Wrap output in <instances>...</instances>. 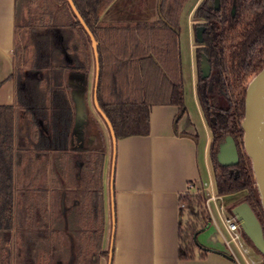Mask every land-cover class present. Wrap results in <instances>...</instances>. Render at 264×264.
Listing matches in <instances>:
<instances>
[{
  "label": "trees",
  "instance_id": "trees-1",
  "mask_svg": "<svg viewBox=\"0 0 264 264\" xmlns=\"http://www.w3.org/2000/svg\"><path fill=\"white\" fill-rule=\"evenodd\" d=\"M72 1L83 21L69 0H15L13 76L17 81V112L0 107V264H8L5 241L9 240L16 223V138L18 133L24 136L28 148L33 141H38L45 150L48 144L65 149L75 114L69 95L72 86L67 79L71 73H80L86 79L91 66L92 39L83 22L98 41V103L111 126L113 139L149 133L150 111L154 104L184 107L178 36L180 14L187 0H160L159 20L151 23L138 21L134 29H130L126 22H101V13L114 0ZM219 2L220 7L216 9L215 0H203L195 10V16L203 20L196 25L199 42L196 48V93L211 131L209 158L216 190L220 195L245 191L236 205L247 202L251 206L264 234V207L252 160L244 147L242 128L248 86L264 68V0ZM150 26L170 31L166 41L163 37L158 41L163 46L173 44L172 57L164 56L160 44L155 45L150 38L151 34L142 40L143 30ZM204 61L207 68L203 67ZM132 65L137 66L136 70H129ZM128 74L140 76L145 82L142 89L146 92L151 89L150 77L160 75L162 85L154 86L153 90L158 93L166 88L167 96L118 99L114 94L122 90L121 80ZM228 135L234 138L239 155L238 163L231 166L223 165L218 159L220 145ZM95 153L99 197L104 152L98 150ZM40 186L32 191L33 196L27 190L24 221L31 230L43 229L38 232V238H45L44 231H47L49 252L52 256L57 255L56 264H59L64 238L70 242V235L66 228L48 223L47 188L45 183ZM190 200L192 206L205 212L201 209L205 202L201 194H194ZM97 210L98 222L80 231L79 243L72 241L71 248L77 252L73 264H99L100 257L109 253L101 246L105 212H100L99 202ZM202 220L201 223L188 221L182 229L180 256H194L195 236L208 225L207 215L202 216ZM26 237V254L34 256L36 242L33 233ZM261 255L263 260L259 264H264V254Z\"/></svg>",
  "mask_w": 264,
  "mask_h": 264
},
{
  "label": "crops",
  "instance_id": "crops-1",
  "mask_svg": "<svg viewBox=\"0 0 264 264\" xmlns=\"http://www.w3.org/2000/svg\"><path fill=\"white\" fill-rule=\"evenodd\" d=\"M15 4V0H0V107L17 112V81L13 76ZM159 5L160 0H114L101 13L100 20L104 24L126 22L134 29L138 21L159 20ZM181 30L178 40L184 88ZM142 33V40L151 34L164 56L172 57L173 44L163 46L158 41L159 37L166 41L170 31L150 26ZM96 48L92 43L86 79L80 73H71L67 79L72 86L69 95L75 114L65 149L48 144L45 150L38 141L28 148L21 135L22 141L17 142L16 138V176H22L25 181L31 179L35 188L41 187L39 176H45L42 182L45 181L47 188L48 223L66 228L76 243L80 241L81 230L98 222L99 202L100 212H105L101 246L109 251L100 257L99 264H242L239 258L237 262L234 260L226 246L227 232L218 212L219 220L213 211L211 215L208 213L207 205L208 225L195 236L194 256H180L181 231L189 218V213L184 218L188 212L184 201L189 199L192 187L201 184L210 166L211 131L199 102V121L208 134L202 150L198 116L193 119L185 99L183 108L177 104L152 105L149 133L113 139L98 103ZM136 68L132 65L129 70ZM150 79L151 89L146 92L141 77L128 74L121 80L122 90L114 95L126 100L165 98L166 88L158 93L153 90L154 86L162 85L161 76L155 74ZM18 119L17 116L19 122ZM98 150L104 152L99 197L95 168Z\"/></svg>",
  "mask_w": 264,
  "mask_h": 264
},
{
  "label": "rangeland",
  "instance_id": "rangeland-1",
  "mask_svg": "<svg viewBox=\"0 0 264 264\" xmlns=\"http://www.w3.org/2000/svg\"><path fill=\"white\" fill-rule=\"evenodd\" d=\"M132 2V0H129ZM138 1V0H134ZM203 2V0H187L185 3L181 14H180V29L181 30V50H182V59H183V65H184V99H185V105L187 107V110L192 114L193 119L195 120V117L198 118V125L199 129L201 130V150L203 145L205 144V140L207 139V132L204 131V127L201 124V121H199V114H198V106L197 102L198 98L196 97V83H197V64H196V48L199 46V42L196 38V25L203 22L202 19H199L195 16V10L199 5ZM118 4H116L117 8ZM133 6V5H132ZM137 6V5H136ZM132 10V9H131ZM27 70H29V65H27ZM196 81V82H195ZM195 91V93H194ZM217 100V98H215ZM200 105V103H199ZM107 120V119H106ZM107 123V122H106ZM109 124V123H108ZM110 125V124H109ZM108 125V126H109ZM111 128V126H110ZM109 128V129H110ZM112 130V129H111ZM210 133V132H209ZM20 133H18L17 136V142L22 141V136H19ZM113 136V132L111 133ZM107 135V134H106ZM210 135V134H209ZM99 144V143H98ZM209 173L204 174V177L201 181V184L198 186L192 187V192L189 194V199L184 201V204L186 205L185 208H187V213H184V218H187V214L189 215L188 221L189 222H197L201 223L202 216H205L207 213V210L205 209V206L207 204V197L209 196V193H215V195L218 194L215 186V179L213 174V169L211 167V162L209 158ZM40 177V183L44 184L42 182L44 180L45 176H39ZM29 181H25L22 176H16V201H17V214H16V223L15 226L11 232L9 240L5 241L6 245L5 248H7V255L6 260L8 264H56L57 262V255L52 254L49 252L50 249V243L49 240L46 241V235L47 231H44L45 238L42 236V238H38L37 234L43 229L40 228H32L25 225L24 216H25V210L28 204L26 205V196H27V190L31 192L35 190V184H31V179L28 178ZM39 186V184H36V186ZM200 188V189H199ZM206 188V189H205ZM202 190V192L196 190ZM199 193L204 197V205L201 209H204L205 212L202 213L199 211L200 209L198 207H194L191 204V197ZM245 193V191H238L234 193L225 194L222 198H218L216 201H209L208 205L211 207L212 211L214 212V216L219 220L217 209L222 201L225 204V208L227 211V215L231 216L233 215L232 210L234 206H236L237 200ZM219 195V194H218ZM33 196V192H32ZM214 226V223L211 224ZM33 233V238L36 242L35 244V254L34 256L32 253L29 255L26 254V239L28 235ZM228 237V235H227ZM242 242L244 244V247L247 249L248 254L251 256L245 255L246 258H248V262L245 261L244 257L242 256V250H240L234 242H231V246L234 250V253H232L231 248L229 246L228 249L231 252V256L238 261L237 258H239L242 262V264H259L263 260V256L261 253L256 249V247L252 244L249 237L245 234V232H242ZM76 240V239H75ZM74 240V241H75ZM73 238L70 237V242L67 238H64L61 254L62 258L60 259L59 264H73L74 263V253H77L75 250H72L71 246L73 245ZM75 244V242H74ZM34 257V258H33ZM255 261L253 263L252 261ZM239 264V263H238Z\"/></svg>",
  "mask_w": 264,
  "mask_h": 264
},
{
  "label": "water",
  "instance_id": "water-1",
  "mask_svg": "<svg viewBox=\"0 0 264 264\" xmlns=\"http://www.w3.org/2000/svg\"><path fill=\"white\" fill-rule=\"evenodd\" d=\"M69 1L75 13L80 20L83 21L74 2L72 0ZM215 3L216 9H218L220 7L219 0H215ZM83 24L92 39L93 46L96 48L97 41L92 31L84 22ZM198 35L201 36L200 31H198ZM203 67L207 68V63L205 61L203 62ZM242 128L244 130V147L252 160L258 191L264 207V68L252 79L248 86ZM218 159L225 166L238 163V148L231 135H228L225 141L221 143ZM232 213L255 247L264 254V234L262 225L251 206L247 202H242L234 206Z\"/></svg>",
  "mask_w": 264,
  "mask_h": 264
},
{
  "label": "built area",
  "instance_id": "built-area-1",
  "mask_svg": "<svg viewBox=\"0 0 264 264\" xmlns=\"http://www.w3.org/2000/svg\"><path fill=\"white\" fill-rule=\"evenodd\" d=\"M206 189V188H205ZM199 191V190H198ZM200 192H202V190H200ZM218 198H220V196L215 195V193H209V196L207 197V208H208V213L211 215L212 214V209L211 207L208 205L209 201H216ZM217 212L223 222V225L225 227V230L227 232L228 237H225V242L226 245L229 246L231 248L232 253H234V250L231 246V242H234L236 244V246L242 250V254L243 255H248V251L247 249L244 247V244L242 242V232L243 229L239 223V221L237 220V218L234 215L228 216L227 215V211L226 208L224 206L223 203H221L218 207H216ZM251 257V256H250ZM253 263H255V261H252Z\"/></svg>",
  "mask_w": 264,
  "mask_h": 264
}]
</instances>
